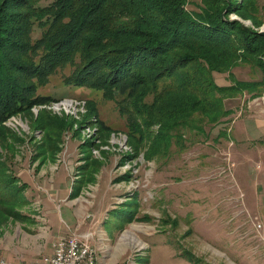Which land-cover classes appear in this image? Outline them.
Listing matches in <instances>:
<instances>
[{
  "label": "rangeland",
  "instance_id": "374dc122",
  "mask_svg": "<svg viewBox=\"0 0 264 264\" xmlns=\"http://www.w3.org/2000/svg\"><path fill=\"white\" fill-rule=\"evenodd\" d=\"M199 2L189 0L186 6L195 10ZM255 2L258 26L234 12L228 18L264 32V0ZM40 31L35 27L32 38ZM259 58L264 62L263 55ZM243 59L225 72L212 71L214 80L226 85L232 78L262 79L260 93L251 96L241 89L224 97L222 106L230 113L219 123L196 113L193 129L187 127L178 134L180 139L174 138L167 150L152 158L145 154L148 139L136 150L132 147L125 117L113 99L98 89L66 86L62 77L69 66L57 70L37 90V95L55 100L34 104L26 114L2 122L22 139L8 138L15 142L13 150L0 145V151L11 157V171L26 185L24 193L33 201L29 212L48 219L53 231H66L78 218L64 198H76L79 211L93 215L81 230L94 242L103 232V241L115 250L104 254L118 259L124 255L117 264H264V72L256 62ZM63 102L72 108L65 109ZM41 110L66 123L51 135L54 142L59 140L58 150L38 165L36 146L46 142V135L33 120ZM150 130L156 133L157 125ZM58 184L59 198L65 197L39 213V199L53 195ZM45 218L36 224L41 226L39 234L30 223L1 224L0 249L42 254L52 243L43 227ZM32 237L36 247L29 242ZM3 259L19 262L0 256Z\"/></svg>",
  "mask_w": 264,
  "mask_h": 264
},
{
  "label": "trees",
  "instance_id": "16d2710c",
  "mask_svg": "<svg viewBox=\"0 0 264 264\" xmlns=\"http://www.w3.org/2000/svg\"><path fill=\"white\" fill-rule=\"evenodd\" d=\"M188 1L0 0L1 147L13 150L15 142L8 138L22 141L2 122L26 114L34 104L55 100L37 95V90L68 66L62 83L98 89L113 99L125 117L132 147L149 140L148 158L167 150L187 127L193 129L196 113L219 123L230 113L222 106L224 97L241 89L258 95L262 79L232 78L219 85L212 73L225 72L243 58L264 72L259 58L264 56V32L228 18L234 12L258 26V4L200 0L193 10ZM35 27L41 31L33 39ZM62 119L41 110L33 120L46 135V142L36 146L38 165L58 150L59 140L54 142L51 135L65 125ZM156 125L157 132L151 133ZM10 158L0 151V226L8 220L34 223L26 185L11 171Z\"/></svg>",
  "mask_w": 264,
  "mask_h": 264
},
{
  "label": "crops",
  "instance_id": "0c3cea01",
  "mask_svg": "<svg viewBox=\"0 0 264 264\" xmlns=\"http://www.w3.org/2000/svg\"><path fill=\"white\" fill-rule=\"evenodd\" d=\"M59 187H60V184H58V187L56 186L55 193L53 195H50V194H48L47 196L44 195V197H41V199H39V206H41L39 213H40V211H42V213L44 214V211H46L48 209V203H51L52 205L53 204L57 205L58 201L62 200L65 197L62 195L63 198L62 199L59 198L60 194L58 193V189H61ZM54 197H56V198H54ZM64 199H65V202L67 204L74 206L73 207L74 212H76L75 216H76V218H78V220H76V223L73 225L74 228L66 227L67 230L65 231L60 227L57 232L53 231L52 227H50L48 225V222L46 221L48 219H46L44 216L43 217L39 216L40 214L35 215V214L31 213V216L35 217V218L34 217L33 218L35 219L36 223H34L35 225L33 223H30V225L28 227L31 229V225L35 226L36 228H32L31 230H33L36 234H39L41 226H37L36 224L38 223V219L41 220L42 218H45L46 223H45V226H43V227H47L48 232H49L50 241H52V243H49V244L47 243L44 247L43 253L41 252L42 254H39V255H33L30 253H27L28 251H22V250L21 251H18V250L12 251L10 248L3 247L2 249H0V256H2V257L4 256L8 259L15 260V261H17V260L21 261L22 260V261H26V262H32V260L38 259L42 256L45 257L46 255H49L52 252V244L55 242V240L57 238H59V236H68L70 234L76 233L80 240L88 241L92 245V247L94 248L95 254H96L95 264H117L118 262H120L124 256L123 254H122L120 259H118L119 257H117L115 254L112 255V258L107 257L108 255L104 254L109 250H110V252L115 253V250H114L113 246H111L110 244L105 243V241H103V240H105V239H103V237H105L103 232L99 231V236L95 238L96 242H94V241L88 240L90 233H88L87 230H81L82 225H85L88 222V219L92 218L93 215H90V216H89V214L84 215L82 211H79L80 207L75 205V202H74V200H76V198L69 196L68 198H64ZM46 200H47V202H46ZM31 202L33 204L32 200H31ZM53 210L55 211V209H53ZM42 221H43V219H42ZM87 224H89V223H87ZM36 240L37 239L35 237H32L31 241L29 240V242L32 243V245L34 247H36V245H37L36 244L37 242H35ZM25 246H27V244H25ZM120 255L121 254H119V256Z\"/></svg>",
  "mask_w": 264,
  "mask_h": 264
},
{
  "label": "built area",
  "instance_id": "2783aa9c",
  "mask_svg": "<svg viewBox=\"0 0 264 264\" xmlns=\"http://www.w3.org/2000/svg\"><path fill=\"white\" fill-rule=\"evenodd\" d=\"M77 103L81 102L76 99ZM64 100V101H69ZM95 250L88 241L80 240L76 233L68 236H59L52 244V252L41 260H34L30 263L22 261L17 264H95ZM0 264H15L1 260Z\"/></svg>",
  "mask_w": 264,
  "mask_h": 264
},
{
  "label": "bare ground",
  "instance_id": "6f19581e",
  "mask_svg": "<svg viewBox=\"0 0 264 264\" xmlns=\"http://www.w3.org/2000/svg\"><path fill=\"white\" fill-rule=\"evenodd\" d=\"M62 105L65 107V109H71L72 108V107H70V104L68 102H63ZM62 109H64V108H62Z\"/></svg>",
  "mask_w": 264,
  "mask_h": 264
},
{
  "label": "water",
  "instance_id": "95a60500",
  "mask_svg": "<svg viewBox=\"0 0 264 264\" xmlns=\"http://www.w3.org/2000/svg\"><path fill=\"white\" fill-rule=\"evenodd\" d=\"M263 31V30H262Z\"/></svg>",
  "mask_w": 264,
  "mask_h": 264
}]
</instances>
